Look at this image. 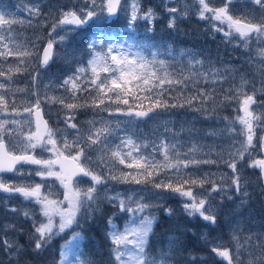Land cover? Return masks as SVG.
<instances>
[{"label":"snow or ice","instance_id":"6c2138e0","mask_svg":"<svg viewBox=\"0 0 264 264\" xmlns=\"http://www.w3.org/2000/svg\"><path fill=\"white\" fill-rule=\"evenodd\" d=\"M237 3L239 0H222L220 6H216L214 0H193V5L199 6L196 9L198 19L206 20L213 32L222 33L225 43L238 41V47L251 50V44L256 42L257 56L264 60V15L259 21H254V17L245 12L237 14L233 7ZM247 3L258 6L264 12V0H247ZM164 8L170 14L168 27L173 29L177 19L186 18L192 10L186 0L183 9L175 6L174 0H165ZM25 11L30 16L41 15L38 4ZM49 15L53 23L47 33L46 43L40 47L35 41L31 45L16 41L13 25H22L24 21L8 18L12 16L11 13L0 11V61L6 62L8 57L18 58L15 65H7V72L4 63H0V77L7 81H0V174L12 173L19 177L10 182L0 175V193L10 196L18 194L24 201L38 206L36 209H25L22 213L26 220L32 221L30 239L33 251L42 252L53 239L63 238L66 231L72 230L69 234L73 239L61 245L57 264H94L92 259L83 258L85 254L78 251L82 236L73 226L79 228L80 221L86 217L90 219L100 210V204L104 201L120 212L127 213L122 229L114 217H110L107 222L114 264H174L176 245L172 239L156 255L149 249V238L158 223V217L150 210L162 207L163 193L170 192L184 198L186 215L199 216L215 225L217 217L208 200L211 192L224 191L228 194L227 187L216 184L214 173L200 175L196 170L201 164H215L217 161L198 158L207 154L202 153V149L195 144L187 151H182L180 144L174 142L178 135L176 133H173V140L161 139L151 144L125 136L112 147L108 139L113 134L109 122L92 119L87 121L88 128L82 131L75 122L76 112L82 108H92L94 111L107 112L110 116L119 114L129 117L131 119L127 123L131 124L134 120L155 118L158 111L170 108L188 106L193 111H199L213 97L199 88L195 95H186L184 89L189 87L188 82L223 84L228 79L224 73L231 75L234 80L235 70L215 66L204 70V61L190 56L187 72L181 70L176 73L169 71L171 65L167 61L157 60L155 53L149 60L139 52H132L131 46L126 50L124 44L113 42L104 29L116 23L119 16H127L130 31L134 30L138 20L152 23L158 18L151 7L142 10L141 0H128L125 4H122V0H83L82 7L77 8L75 4L71 7L60 6ZM79 29L92 30L88 37L89 58L86 65L76 61L77 50L70 47L72 36ZM61 52L66 63H77L72 74L58 85L68 95L49 96L45 91L42 101L39 91H34V102L21 101L18 106L15 94L24 89L12 88L13 76L27 72L33 57L40 68H47L54 59L61 58ZM39 77V71L32 75L34 87ZM248 84L249 81L241 74L239 85L233 84L226 90V93L231 92L233 95L225 94L222 101L238 100L239 111L243 113L226 126L229 135L235 134L243 139L234 141L233 150L224 163L232 170L231 186L238 195L244 197L248 193L241 191L237 164L244 160L245 154L251 155V150L255 148V129L264 127V112L257 113L252 108L258 103L255 92L248 94L245 91ZM83 93H88V96L81 100ZM45 101L58 104L65 110L64 129L51 127L44 118L41 103ZM111 104L125 107L112 108ZM236 124L240 125L239 129ZM67 129L75 131L70 135ZM165 131H169L167 126ZM259 143L264 149V136L259 138ZM150 146L151 153L145 151ZM90 151L96 152L95 158L89 155ZM45 153L50 155L45 156ZM156 154L163 159H157ZM96 163L102 171L93 167ZM117 165H123V169L130 171H124ZM190 166L194 169L191 172L188 171ZM248 166L260 169V175L264 178V159H254ZM32 177H39L41 182H36ZM76 177H87L91 184L82 186L81 180ZM50 179L59 183L62 194L55 190L54 184L47 183ZM109 181L142 187L113 193L107 187L102 188ZM205 184L212 185L207 197L194 192V188H203ZM149 186L154 190L151 193L147 191ZM228 198L231 199L230 194ZM11 211L17 210L13 208ZM165 214L171 216L172 209L165 208ZM232 238L237 240L235 231ZM202 239H205L206 244H211L206 237ZM2 243L10 255L18 256L23 251V246L14 239L5 238ZM240 248L237 242L235 260L227 248L211 245L210 250L227 264H241ZM247 264L254 262L249 259Z\"/></svg>","mask_w":264,"mask_h":264},{"label":"rangeland","instance_id":"374dc122","mask_svg":"<svg viewBox=\"0 0 264 264\" xmlns=\"http://www.w3.org/2000/svg\"><path fill=\"white\" fill-rule=\"evenodd\" d=\"M186 2L192 8V10L186 18L181 17L177 19L176 27L174 29L168 27L170 14L165 11V0H141V8L142 10H147L150 7L152 8V5L155 4V9L153 10L158 14L157 19L164 20V22L166 23L165 26L167 27V31H171L170 34L173 36L176 35L175 37L178 39L181 37H183V39L187 38L186 43H189L190 38L192 39L194 38V36L192 35V30L188 27V25L190 23L194 24L198 21L199 26L202 27L201 21L204 20L198 19L196 15V9L199 7L198 4L193 5V0H186ZM125 3H128V0H126ZM145 3H149V7L148 5L145 6ZM221 3L222 0H214V4L216 6H220ZM37 4L40 6L41 15L39 17L30 16L25 11V9ZM73 4H75L77 8L82 7L83 0H0V11L8 12L9 10L4 7V5H7L8 9H11L10 12L12 15L14 13H19L25 16L23 17L24 19H17L23 20L26 28H32V30L27 35H23L19 30L22 26L20 24L13 25V35L16 41L28 45H31V43L35 41L40 47H43L47 40V33L49 32L53 23V20L49 13L52 12L54 8L60 6L71 7ZM174 4L178 8L183 9L185 6V0H174ZM169 6L173 5L170 4ZM233 7L236 9L237 14L245 12L248 15L253 16L254 21H259L260 17L264 15V12H262L258 6L248 4L247 2H239L233 5ZM252 10H254V12ZM127 19V16L121 15L120 19H117L116 23L110 24L105 27V33L113 38V42L124 44L126 50L129 48V46H131L132 52H139L149 60L153 58L154 53L157 60H165L169 57V55H174L173 49L169 45L166 46L159 44L158 39H160V32L154 30L152 32V26L154 27L155 21L157 19L152 23L144 20H138V23H140V28L138 27L139 29H136V27H134V30L132 31L129 30L127 23L125 25H122V20L127 22ZM29 21L31 22L30 24ZM205 26L207 29L211 30L207 21L205 23ZM141 29L146 30L141 31ZM189 29L191 30L190 32ZM91 32V29H88L87 31H85L84 29L77 30V32L72 36V44L70 45V47H74L77 50L76 61L83 62L85 65L89 58L87 44L88 37L91 35ZM129 33H132V35H130ZM212 33L214 44L218 47V49L221 52L226 53L228 58L237 60H235L237 67L231 68L235 70V79L230 83V86L232 87L233 84L239 85L240 76L241 74H243L245 79L249 81V84L247 85L245 91L248 94H252L253 92H255V99L258 101L257 104L252 105V108L255 109L257 113L264 112V103H260L264 102V60H261L257 56V43L253 42L250 46L251 50H246L243 47L237 46L238 41L233 43H225L222 33ZM134 34L136 35L135 37ZM195 34L198 36L197 33ZM37 37H39V40H37ZM83 39H85L83 42L84 49L81 47ZM191 42L186 50L190 51V53H198V59L200 60H207V55L210 53L209 44L207 42H204L202 44L199 43L194 45ZM57 48H59V46H57ZM62 57L63 53L61 52V58L54 59L52 65L47 70H43L42 68H40L39 64L36 62V58L33 57L32 63L30 66H28L27 72L16 73L13 76L14 82L12 84V88L14 90L24 89V91L16 92L15 94L14 98L18 106L21 104V101L34 102L36 99V97L32 95L34 91H39L42 101L44 100L45 91H47L49 96L68 95V93H66L63 88L58 87V85L62 83L63 79L72 74V72L75 70V67L77 66V63H66ZM17 59L18 58L16 57H8L6 62L0 61V63H4L5 71L7 72V65H15ZM166 61L171 66L173 65L171 58ZM227 64L230 65L231 62ZM218 66L216 68H218ZM21 67H24V65H21ZM223 68H226V66L222 65L220 69ZM36 71H39L40 77L37 86L34 87L32 82V75ZM0 81L7 83V81L4 80L3 77H0ZM50 82L52 83L50 84ZM46 85L48 86L47 89L45 88ZM87 96L88 93H83V95L81 96V100H83ZM232 103L237 105L235 107H232L233 111L230 112V117L226 118L223 128L217 130H208L207 133L209 135L202 137L207 139L200 138L205 129L200 128L199 132H197L196 135H191L189 133L188 129L193 124L191 119L188 121L189 117L177 116L175 114L170 115V113L163 114L162 112H158L155 118H145L148 120V126L147 130L143 133L141 130H139L140 127H138L137 123L142 120L145 121L144 119L134 120L133 123L129 124L127 123V121L131 119L129 117L119 114H113L110 116L107 112L94 111L92 108H85L88 110L87 117L82 121L75 120V122L80 126L82 131L88 128L87 121L89 120L95 119L98 122L102 120L109 122L113 130V134L108 137L112 147H114L116 144H119L120 139L125 136H131L134 140H137V142L144 141L151 144L152 141L159 142V140L161 139L173 140V133L178 134L175 136L174 142H178L180 144L182 151H187L188 148L193 144L197 145L198 147L199 144H201L202 147L206 149L207 156L202 155L198 158L212 159L217 161V163L201 164L199 165L201 167L196 170L197 173L200 175H203L204 173H214L215 176L213 178L215 179L216 184L225 185L227 187L228 194L231 195V199L228 198V194H226L224 191L211 192V198L208 200V203L212 205V211L217 217L215 225L209 224L208 222L202 220L199 216H188V218H196L200 222L203 237H206L207 240L211 242V244H209L210 247L211 245H217L221 249H229L233 254V259L235 260L236 244L238 242L241 245V264H247V261L249 259H251L254 264H264V260L260 259L264 258V213H261V211L264 210V187L262 185L260 169L248 166L249 162L254 159H263V155L261 153L263 149H261L260 147L259 138L261 136H264V127H257L255 129V148L251 150V155L245 154L244 160L239 161L237 164V168L239 170L241 178V191H247L248 193V196L244 197L242 195H238L234 188L231 186V177L233 175L232 170L224 163V160L228 159L229 152L233 150L232 145L234 141L243 139V137L237 136L235 134L229 135L226 129L229 121L233 120L237 115H243V113L239 111V101L232 100ZM110 107L116 108L123 106L111 104ZM41 108L44 112L45 118L48 119L53 128H65L63 115V112L65 110H63L60 105L45 101L41 103ZM204 117L206 120H211L210 117H212V115L206 114L204 115ZM220 123L221 121H216V124ZM166 126L169 131H165ZM97 127H99V123L97 124ZM236 128L239 129L240 125L236 124ZM67 131L71 135L75 130L67 129ZM210 133H215V135H210ZM145 151L151 153L152 147L150 146L149 148L145 149ZM47 155L50 154L45 153V156ZM89 155L95 158L96 152L90 151ZM156 158L160 160L163 159V157L159 154H156ZM25 167L27 168L31 166ZM93 167L97 171H102V168L98 163L93 164ZM117 167L123 169V165H117ZM189 169H192V167L190 166ZM189 169L188 171H193ZM123 170L130 171L129 169ZM4 177L10 182L19 179V177H16L14 175H6ZM32 179H34L36 182H41L39 177H32ZM78 180H81L82 186L91 184L90 179L87 177H83V179L79 178ZM47 183L54 184L55 190L58 193L62 194L63 189L60 187L57 181H55L54 179H50L49 181H47ZM103 187H107L113 193L115 191L124 193L130 189H140L142 186L135 184H118L115 181H109L108 184L102 186V188ZM211 187V184H205L203 188L196 187L193 190L195 193H200L203 196L207 197L209 195V192L211 191ZM147 191L151 193L154 190L149 186L147 188ZM173 195L174 194L170 192L163 193L164 199L162 201V205L165 204V202L169 201L170 197H172ZM60 198L62 199V195L60 196ZM178 199L182 202L183 205L184 198L179 197ZM172 201L174 200L172 199ZM242 201H244V203H242ZM37 207L38 206L34 204H29L28 202L24 201L23 198L18 194H14L11 196L0 195V239L1 241H3V239L5 238H11L17 241L19 245L23 246V251L18 256L13 255V257L16 258L14 264H22L18 259V257L20 256H22L24 264H32V262L35 263V261L40 257L42 253L33 251V244L32 240L30 239L31 235L29 234H32L33 231L32 221L26 220L25 217L22 216L23 210L28 208L36 209ZM108 207L115 208L114 212L112 213L114 215H109L108 219L110 217H114L115 222L120 225L121 229L123 228L124 221L127 218V213L120 212L118 208L112 207L106 201L101 202L100 210L98 212H96L90 219L87 217L82 219V225L80 221V229L75 225L73 226V228L76 231L80 232L82 236V240L80 241L81 247L78 249V251L84 253L83 243L86 238L83 230L85 228L84 224L86 223V221H90L94 219V217L97 219L101 212ZM171 207L173 213L175 209L179 208V205H177V202H173ZM13 208H15L17 211H11V209ZM150 211L158 216V208H153ZM107 222L104 228L105 235L108 239ZM22 224L27 231L29 229V232L25 233L27 239L24 238V242H21V238H16L17 236L22 235L20 228V225ZM9 225H11L12 227H7ZM71 231L72 230L69 229L63 234V238L57 237L53 239L52 242L47 246L51 248L52 253L57 254L55 260L56 264L59 260L61 245L65 242L72 241L73 239L69 234ZM233 231H235L237 240H233L232 238ZM56 239L60 240V242H57L58 249L54 247ZM170 239H172V242L174 244H178L180 242V237L177 238V235L175 234ZM108 241L110 242L109 239ZM203 241L205 244V239H203ZM74 243L75 242H73V244ZM168 243L169 240L167 241L166 246H164L163 248H166ZM52 257L53 254L43 256V261L45 262V264H53L54 260ZM83 258H85V256ZM223 261L227 263V261ZM97 264H100V262H98Z\"/></svg>","mask_w":264,"mask_h":264},{"label":"trees","instance_id":"16d2710c","mask_svg":"<svg viewBox=\"0 0 264 264\" xmlns=\"http://www.w3.org/2000/svg\"><path fill=\"white\" fill-rule=\"evenodd\" d=\"M4 7L9 10L8 13H11V9H8L7 5H4ZM10 17H14L16 19H24L23 17L25 16L19 13H14ZM165 24L166 23L164 22V20L157 19L155 21V27L157 28L156 31L160 32V39H158L159 44L166 46L169 45L174 52V55H169V57L165 59L166 61L171 58V61L173 62V65L169 68V71L179 73L181 70H183L186 73L188 69L189 57L192 56L197 59L199 58L198 53H190V51H187L186 49L188 48V45L191 41L194 45L199 43L202 44L203 42L201 41V36L199 34L198 36L195 35L197 38H190L191 40H189V43H186L187 38L183 39V37H181L178 39L175 37L176 35H171V31H167V27L165 26ZM21 26L22 27L19 30L23 35H27L32 30V28H26L25 23H23ZM188 27L193 30L192 23H190ZM197 28H199V26ZM212 36V31H208L207 33L202 34V40H205L204 42H207L209 44L210 49V53L207 55V60L204 61V70H207L212 66L217 67L218 62V68H221L222 65H225L227 68H236L237 60L235 59V61L233 59H230L227 57L226 53L221 52L214 44ZM229 62H231L230 65L227 64ZM224 74L228 75V79L225 80L223 84H212L204 82H201L199 84H192L191 82H188L189 87L184 89L186 95H195L196 89L198 88L211 93L213 98L209 99L206 102L203 107L204 109L193 111L190 107L185 106L183 108H170L167 111L158 112H162L163 114L170 113V115L175 114L177 116L189 117L188 121L191 119L193 122V124L188 129L189 133L191 135H196V133L199 132L200 128H202L205 129V131H203L200 138L207 139L202 137L209 135L207 133L208 130H217L223 128L226 118L230 117V112L233 111L232 107H235L237 105L233 104L232 100L224 101L222 103L225 94L233 95V93L231 92L226 93V90L231 87L230 83L233 81V78L228 73ZM213 89H215V91H213ZM197 106H199L198 102ZM87 114L88 110L85 108L78 110L76 112V121L84 120L87 117ZM206 114L212 115V117H210L211 120L205 119L204 115ZM143 119L145 121L142 120L137 123L138 127H140L139 130H141L142 133L147 130L148 126V120L145 118ZM217 120L221 121V123L216 124ZM199 148L202 149V153H206V149H204L201 144H199ZM189 170L194 169L192 168ZM178 198V195H173L172 197H170L169 201L165 202L162 207L158 208V223L155 225L154 234L149 238V249L152 254L155 255L159 249L166 246L167 241L170 240V238L175 234L177 235V238L180 237V242L178 244H175L176 247L174 249L173 258L174 264H227L221 258L216 256L215 253L211 252L209 244H204L200 222L196 218H188V215H186L183 211L182 202L179 201ZM172 199L174 201H172ZM173 202H177L179 208L175 209L171 216H168L165 214V208L171 209ZM114 210L115 208L108 207L101 212L97 219L94 217V219L90 221L87 220L84 224L85 228L83 230V233L85 234L86 239L83 243V250L85 258L92 259L94 261V264H97L98 262H100V264H114V261L110 254L111 243L108 241L105 235L104 228L109 215H114L112 214ZM261 213H264V210H262ZM20 228L22 235H19L16 238H21V242H24V238L27 239L25 233L29 232V229L27 231L23 224L20 225ZM29 234L31 235V233ZM55 241L56 242L54 247L58 249L57 242H60V240L56 239ZM49 254H53V264H56L55 260L57 254L52 253L50 247H46L42 251L40 257L35 261V263L32 262V264H45V262L43 261V256ZM193 257H195V259H193ZM15 259L16 258L13 257V255H10L8 251L5 250L0 239V264H14ZM18 259L22 264H24L22 256L18 257Z\"/></svg>","mask_w":264,"mask_h":264},{"label":"flooded vegetation","instance_id":"af4514ba","mask_svg":"<svg viewBox=\"0 0 264 264\" xmlns=\"http://www.w3.org/2000/svg\"><path fill=\"white\" fill-rule=\"evenodd\" d=\"M247 2V0H239V2ZM125 2H126V0H122V4H125ZM143 3V2H142ZM146 5H148V7H149V3H145V6ZM152 9H155V4H153L152 5ZM118 19H120V16H119V18ZM127 22L126 21H124V20H122V25H125ZM201 23H202V27L201 26H199V24H198V21L196 22V23H194L193 24V30H192V34H193V36H194V39H195V33H197V34H199L200 36H201V41L204 43V41L205 40H202V34H204V33H207L208 31H212V30H209V29H207L206 28V26H205V23H206V21L204 20V21H201ZM199 26V28H197ZM135 27H136V29H139L140 28V23H138V21L136 22V24H135ZM139 27V28H138ZM149 28H150V26H149ZM142 30H146V29H141V31ZM153 30L154 31H156L157 30V28L155 27V25H154V27L152 26V32H153ZM189 32H190V29H189ZM200 32V33H199ZM213 32V31H212ZM130 35H132V33H129ZM123 35V34H122ZM136 35L134 34V37H135Z\"/></svg>","mask_w":264,"mask_h":264},{"label":"water","instance_id":"95a60500","mask_svg":"<svg viewBox=\"0 0 264 264\" xmlns=\"http://www.w3.org/2000/svg\"><path fill=\"white\" fill-rule=\"evenodd\" d=\"M52 64V62L49 64V66L48 67H50V65ZM47 67V68H48ZM47 68H42L43 70H45V69H47ZM42 114H43V116H44V118H45V115H44V112L42 111ZM46 119V118H45ZM262 155H263V159H264V149L262 150ZM4 174H12V173H4ZM4 174H0V175H4ZM79 178H83V177H76L75 179H79ZM261 179H262V184H263V187H264V178H262L261 177Z\"/></svg>","mask_w":264,"mask_h":264},{"label":"bare ground","instance_id":"6f19581e","mask_svg":"<svg viewBox=\"0 0 264 264\" xmlns=\"http://www.w3.org/2000/svg\"><path fill=\"white\" fill-rule=\"evenodd\" d=\"M191 31V30H190ZM191 40V39H190ZM192 43V42H191ZM220 56V55H219ZM216 57V56H215ZM23 216V215H22ZM11 224V223H10Z\"/></svg>","mask_w":264,"mask_h":264}]
</instances>
